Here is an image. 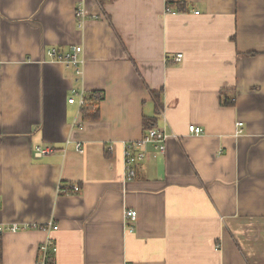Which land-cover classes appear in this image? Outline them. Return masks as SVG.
Wrapping results in <instances>:
<instances>
[{"label": "crops", "instance_id": "0c3cea01", "mask_svg": "<svg viewBox=\"0 0 264 264\" xmlns=\"http://www.w3.org/2000/svg\"><path fill=\"white\" fill-rule=\"evenodd\" d=\"M76 47L80 75L46 56ZM92 92L100 118L84 122ZM143 116L165 152L145 147L126 182ZM13 225L0 264H36L48 238L55 264H264V0H0V226Z\"/></svg>", "mask_w": 264, "mask_h": 264}, {"label": "built area", "instance_id": "2783aa9c", "mask_svg": "<svg viewBox=\"0 0 264 264\" xmlns=\"http://www.w3.org/2000/svg\"><path fill=\"white\" fill-rule=\"evenodd\" d=\"M165 12L167 14H175L172 12L168 7H166ZM198 12L195 13L197 15ZM76 19L82 23L85 17V11L83 10L82 5L78 6L75 12ZM81 52L80 47H76L73 49V52L67 53H59L55 49H49L46 51V56L48 59L56 61L58 63L63 64L67 68L75 69L76 75L81 74V67L83 62L78 59V54ZM181 54H178L173 60L177 63L181 60ZM85 94H81L79 98V106H83L85 104L86 98ZM69 103H74V99H69ZM237 135L243 132V124L238 122L236 124ZM188 131L190 134H194L196 136L203 135V130L196 126H189ZM166 134L157 129L152 128L149 129L146 134L137 142H127L123 144V173H124V180L126 182H130L135 177V165L142 162L146 158V150L145 147L152 146L155 153L163 154L165 152V142H166ZM77 150L82 152L79 147L77 146ZM36 155L50 153L49 150H36ZM69 189V188H67ZM67 189L59 188L61 190V194L69 195ZM71 192L78 194L80 192V188L78 186L70 187ZM137 213L134 210H128L124 212V224L128 229V232H132L134 230L133 225L136 221ZM17 226L13 225L10 228L0 226V235L3 232H12L15 233L17 231ZM47 229V227H46ZM57 252V246L52 240V238H48L47 240L43 241L38 246V259L36 264H54L55 256Z\"/></svg>", "mask_w": 264, "mask_h": 264}, {"label": "trees", "instance_id": "16d2710c", "mask_svg": "<svg viewBox=\"0 0 264 264\" xmlns=\"http://www.w3.org/2000/svg\"><path fill=\"white\" fill-rule=\"evenodd\" d=\"M185 5L186 4L184 3H175V4L168 3L166 7L170 8L172 6H175V8L177 9L176 11L182 12L185 10ZM160 93L152 92L150 94L154 101V106H155L154 115L155 116H157L160 110H162V104H161L160 95H159ZM226 93H227L226 91L221 92V95H220L221 104L223 106H231L234 104V98L233 100H231V96H227ZM85 96H86L85 104L80 107V113L82 115V120L84 122H96L100 118L98 106H99V103L103 100V95L99 92H92V93L86 94ZM155 119H156L155 117L148 118L146 116H143L142 124H143V130L145 132L144 134H146V132L149 129L155 128ZM67 190L68 192H70V194H75L71 192L70 189H67ZM60 191L61 190H59L58 192L61 194ZM35 228L45 229L46 227L43 228L39 226ZM0 260H1V240H0ZM54 264H55V260H54Z\"/></svg>", "mask_w": 264, "mask_h": 264}]
</instances>
